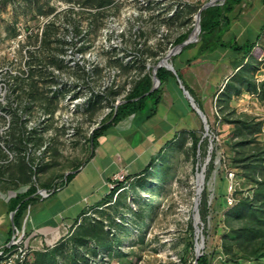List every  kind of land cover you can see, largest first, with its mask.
Instances as JSON below:
<instances>
[{"label":"rangeland","instance_id":"374dc122","mask_svg":"<svg viewBox=\"0 0 264 264\" xmlns=\"http://www.w3.org/2000/svg\"><path fill=\"white\" fill-rule=\"evenodd\" d=\"M74 1L97 5L109 2L108 0L107 2L106 0ZM50 2L52 0H0V36L4 32L10 35L13 32L14 23L20 18L32 20L33 17L31 15L35 11L42 12L45 9L48 11ZM38 6H40L41 11H39ZM219 6L222 5L208 8L211 11ZM238 7H241V10L235 11L238 14L233 17L234 23L232 27L225 30L221 39L222 41L227 40L233 33L236 38L239 37L238 39L242 40L243 34L247 31L242 41L244 43L248 39H254L260 33L253 51L247 57L249 61V78L255 84H260L264 80V0H243ZM177 30H179L178 27L172 28V32ZM252 32H254V38L252 37ZM235 41L237 44L241 42ZM177 45L174 42L171 47L173 48ZM168 47L169 43L159 42L156 44V56H153L156 63L166 54ZM126 49L131 51L135 49V46L132 43L127 44ZM183 49L181 51H184ZM185 52V54L191 56L193 52H196V47L186 49ZM217 52L203 54L200 58L207 56L216 58L217 55L215 53ZM125 53L131 55L127 51ZM218 54L221 55L219 52ZM133 55H125L120 62L112 59V65L109 63L110 57L101 58L99 63L102 70L115 68L106 72L107 79L117 78L119 82H113L111 87H107L109 93L106 104L101 102L100 105V100H98L95 102L94 107H91L90 115L86 114L85 117L83 114L78 115L80 120H77L76 131L74 130L73 135L69 136V132L66 133L67 124L62 117L60 118L56 134L45 140L49 143L48 148L44 154L39 156L43 157V160L40 159L36 170L32 168L31 180L27 184L20 182V175L11 178L7 169L11 164L18 161L24 162L29 166L30 163L33 164L36 161V156L31 155L30 159L27 160L25 155L18 154L14 160L10 161L8 154L0 146V168L2 170L0 172V180L6 181V183L0 182V230L3 231V237L8 235V229L12 227V225L10 226L11 223H9L10 220L8 222V216L9 219L11 216L8 203L11 198L18 193L27 191L31 185L40 187L45 183H52L53 180L58 182L61 178L59 176H62V174L65 180L69 174L68 182L63 187L59 185L52 197L42 202L38 198L39 201L29 204V208L32 205L31 218L33 217L38 222L53 218L60 207L65 211L68 210L69 215L74 220L63 222L66 228L68 226L69 228L76 227L83 221L90 222L89 218L98 219V216L104 213L100 216L104 222L103 232H108L110 241L108 244L100 245L95 249L98 252L97 261L95 262L94 260L95 254L87 251L93 242L82 243L79 247L77 246V254L80 257L84 255L87 264H195V242H199L201 237H203L204 242L201 248L202 252L206 248L209 249L210 245L216 249L220 244L225 243L227 246H231V250L234 251L233 256L243 255V252H246L253 243L264 242V233L260 232L261 228H264V222L260 221L264 214L260 213L258 215L261 223L257 222L258 219L256 217L251 218L248 215L240 219L231 218L232 222L230 225H234L235 228H240L241 223L245 222L242 221L245 218L248 227L253 224L262 226L260 229L255 230L253 234L244 235V233H235L232 229L226 228V226L229 227V223L226 222L228 207L224 206L220 212L217 211L216 201L218 200V194L215 189L217 185L224 183L217 168L222 164L236 173L239 172L238 168H234L231 165V158L226 157L227 149L222 141L223 136L226 138L230 135L232 126L228 124L226 119V122L223 121L221 125L218 123L217 116L228 117L231 115L233 118L243 116L247 119V122L252 120L255 122L261 121L262 131L258 134V137L262 140L264 139V97L256 96V94H251L244 90L238 94H232L227 105H217L218 98L216 99V96L220 95L222 83L225 79L228 77L230 79L235 74V69L231 71L225 69L221 78L216 77L214 79L213 76L211 77L212 83L216 85V88H211L212 91L209 95L212 94V96L210 98L206 96V92H209L210 76H207L205 69L201 68L200 65L189 64L186 70L188 71L186 77L194 89L196 88L195 90L200 95L206 96L203 98L205 110L203 109L202 112L206 116L209 128L208 131H205V120L201 114L194 108L189 110L188 107L181 105L182 97L186 98L189 103L190 100L183 93L181 86L173 82L177 80L180 83L177 71L180 73L190 93L194 95V92L191 90L192 88H189L190 85L187 83L183 71V74L181 73L182 56L173 55L169 63L174 66L175 73L165 67H161L163 69H160V73L165 77V83H162L163 88L158 92L152 93L146 101L144 109L149 111L153 108L155 109V114L147 119L143 114H132L126 120L124 119V122L121 121L114 126L108 127L101 135L97 136L95 141L97 148L94 150V156L88 160L87 157H90L89 155L91 154L88 128L98 125L97 121L103 112L106 111V108L111 107L116 95L121 92L123 88L122 78L125 76L124 73L129 71V68L122 67L121 62L130 61ZM238 59H241V57ZM216 66L217 70H219V65ZM224 66H226V63H224ZM119 69H122L124 73ZM173 74L175 77L172 76ZM96 78L98 79L97 76ZM93 83L92 89L99 90V87H96L98 82L95 81ZM156 95L160 96L156 97ZM171 107L175 108L172 109ZM215 107H218L217 110L221 107L220 111L215 112ZM176 109H179L183 115ZM60 112L62 116V114L66 113V110L63 109ZM178 115L180 117L177 118ZM172 120L175 121L172 131L171 129H165ZM104 123L106 121L102 120L98 126ZM5 125L6 121L2 116L0 117V132L3 131L2 129ZM217 128H220V131ZM13 129L14 133L11 137H8L10 138L9 143H13V147L16 148L19 145L24 150L26 145L23 144L18 135V123L14 124ZM173 131L179 132L181 137L186 136L187 139L183 146H178L181 142V137L179 141L174 139L176 141H173L172 148L169 149L164 142ZM189 131L196 132L199 141L202 139L206 141L207 139L206 143L202 142L200 145L202 150H197L196 147V152L194 150L191 151L189 146L192 145V141ZM215 132L219 138L216 144L214 143L215 139L212 138ZM0 140L3 141V138L0 137ZM4 142L8 145L5 140ZM39 142L40 140L36 143ZM219 142L221 143L220 147ZM161 147L160 153L166 155L156 160ZM216 147V168L212 171L209 164L213 150L215 151ZM123 163L128 164L125 167L123 166L124 172L126 171L127 173L125 188L120 193L113 194L112 201L120 194L114 204L106 206L103 195L105 194L104 196H106L108 194L107 182L110 181L113 171L117 170L119 165ZM74 166L75 168L71 169ZM144 166L147 169H144ZM137 168L139 169L136 170ZM202 168H204V171L203 183L201 184V181L198 182V179H200L198 172ZM138 171H144V173L136 175ZM54 181L53 184H55ZM198 184L201 186L199 193ZM37 189L39 190L40 188ZM204 190L207 197L202 207H206L207 214L204 219L200 216L201 222L199 226L201 233H197L194 229L193 220L194 203L196 199L199 200V210ZM101 198L104 201L96 204L97 200ZM86 203L89 205H86ZM253 204L258 205L259 203L255 201ZM26 210L28 211V206ZM82 210H85L84 214H80ZM79 214L80 217L76 220ZM60 216V214H57L55 217L60 218ZM16 223L20 226V222L16 221ZM192 228L193 235H190L189 231ZM54 230L57 231V229ZM217 230H219V233L216 232ZM59 231L61 234L65 233L63 227H60ZM46 241L51 244L57 243L50 238L49 234H47ZM189 242H193V246L188 245ZM66 243L70 244L68 240ZM205 244L207 247H205ZM219 249L222 250L221 248ZM219 249L213 254L212 264H223L221 261L228 259V255L225 254V256ZM51 250L52 248H48L47 252ZM66 253H73L74 255L76 252L66 248L58 253V257L51 256V253H49L50 255L46 256L45 260L51 263L57 260L59 262L57 264H60L62 262L61 254L66 258L68 255ZM73 257L78 259L75 256ZM80 257L79 259H81ZM229 260L230 262L234 261L233 257ZM245 263L246 261H244Z\"/></svg>","mask_w":264,"mask_h":264},{"label":"built area","instance_id":"2783aa9c","mask_svg":"<svg viewBox=\"0 0 264 264\" xmlns=\"http://www.w3.org/2000/svg\"><path fill=\"white\" fill-rule=\"evenodd\" d=\"M108 3L89 4L74 0H52L48 11L34 12L32 20L20 18L13 25V32L0 36V117L6 121L0 132L1 148L14 160L18 154L31 155L36 161L31 167L36 170L49 143L45 141L56 134L60 118L64 119L69 136L76 131L79 114L90 115L91 107L97 100L106 104L107 87L117 78L107 79L102 70L101 58L121 61L124 56H132L130 61H122V67L129 68L122 78L123 88L116 95L114 103L106 108L97 124L117 111L126 100L135 84L144 77L152 81L156 76V65L168 56L178 54L181 49L200 40L201 12L211 6L223 5L226 0H108ZM41 11L40 6H38ZM200 12V15L198 13ZM179 30L172 32V28ZM181 39L184 43L171 47ZM169 43L168 51L156 63V44ZM134 44V50H125L127 44ZM131 55L126 54L125 52ZM168 59V60H169ZM126 63V64H125ZM125 64V65H124ZM103 67V65H102ZM163 67V66H162ZM159 68V67H158ZM98 77V79L96 78ZM114 77V75H113ZM97 81L99 90L92 89ZM94 85V83H93ZM92 89V91H91ZM66 110L62 114L60 110ZM215 112H218L215 107ZM216 117V116H215ZM221 123L220 115L217 116ZM17 121L18 135L26 145L24 150L9 143ZM99 122V123H98ZM88 128L91 138L99 126ZM220 125V124H219ZM98 126V127H97ZM71 128V129H70ZM68 129H70L68 131ZM208 131V130H207ZM76 133V132H75ZM208 134V133H207ZM216 141L217 135L212 136ZM8 143V145L4 142ZM40 140L39 143H36ZM90 142V139H89ZM12 147V148H11ZM92 151V148L90 152ZM227 178L225 199L232 206L234 192L240 185L236 172L224 166ZM127 173L124 169L115 172L107 182L108 192L114 194L124 187ZM120 190V191H119ZM42 198L47 194L38 190ZM37 232L27 234L23 227L13 241L0 247V264H27L36 250H45L54 244L39 240ZM53 241L57 242V238ZM45 244V246H44Z\"/></svg>","mask_w":264,"mask_h":264},{"label":"trees","instance_id":"16d2710c","mask_svg":"<svg viewBox=\"0 0 264 264\" xmlns=\"http://www.w3.org/2000/svg\"><path fill=\"white\" fill-rule=\"evenodd\" d=\"M243 0H226V2L219 7L213 8L211 11L210 8L204 10L201 12L200 15V41L195 42V43H189L184 46V51H181V54H185L186 49H191L195 48L197 49L196 53H194L187 61L190 63L191 61L201 57L203 54H212L215 52L216 48L221 46H225L226 48H231L234 50V52H241L242 53V58L239 59L238 63L235 65L241 64L240 68L237 69L235 74L225 82V85L220 93V95L216 96L217 99V105L221 106L222 104L227 105L229 103V99L231 98L232 93H240L242 91H247L250 92L251 94H256V96L264 97V80L260 84H255L253 81L250 80L249 78V61L246 59V56L250 54L252 49L255 47L256 42H251V41H246L244 43H241L240 45H235V42H224L220 39L222 32L227 30L228 27H230L231 23L230 20L228 19V15L232 11H234L237 6H239L242 3ZM241 10V7H239V11ZM205 13V14H204ZM204 14V15H203ZM207 16V17H206ZM206 17V18H205ZM205 18V19H204ZM181 39L177 41L176 44H180ZM229 46V47H227ZM246 48V49H245ZM245 50V51H244ZM180 53L178 55H180ZM177 56V55H176ZM210 58L211 56H207ZM237 57V56H235ZM252 60V59H251ZM250 60V62H251ZM173 66V65H172ZM174 67V66H173ZM160 69L163 68H158L156 72V78L158 81V87L155 88L154 90L150 91L151 87V80L148 77H144L143 79L139 80L133 90L130 92L124 103L120 104L118 106L117 111L113 114H110L106 118V123L101 124L98 128H96L93 131V134L90 138V143L91 147L94 149L95 141L97 136L101 135L108 127L114 126L115 124H118L122 120H124L126 117L135 114H143L145 118H150L155 114V109H150L147 111L145 108L146 101L149 98V96L152 95L154 92H158L163 88V82L165 81V77L160 73ZM178 77L181 78L180 73L177 71ZM173 77L174 74L172 75ZM149 79V80H148ZM177 82V80H174ZM253 82V83H252ZM165 83V82H164ZM187 88V87H186ZM188 89V88H187ZM189 90V89H188ZM190 91V90H189ZM160 96V95H156ZM194 97V95H193ZM195 102L198 104V107L203 110L204 107L197 98H195ZM98 101V100H97ZM158 101V100H157ZM182 101L184 104L191 110V106L189 105V102L186 100V98L183 97ZM94 107V105H93ZM172 109L175 107H171ZM218 108V107H217ZM221 108V107H220ZM219 108V109H220ZM218 109V110H219ZM178 112L181 113L179 109H176ZM205 110V109H204ZM144 111H146L144 113ZM220 111V110H219ZM181 115H183L181 113ZM246 115V114H245ZM221 116V115H220ZM180 117V115L177 116V118ZM221 125L223 124V121L225 119L228 121V124L232 126L230 135H228L226 138L223 136L222 141L226 145L227 149V154L226 157H230L232 162L231 165L234 168H238V171L236 174L239 178H241L240 185L235 189L234 196H235V203L234 205L230 206L227 204V201L225 199V194H226V186H227V178H226V173L224 170V166L221 164L217 169H219V173L221 180L224 183H221L220 185L216 186L215 192L218 194V200L216 201L217 208L220 212V210L225 206L228 207L227 210V216H226V222L229 223V227L226 226L228 229H232L235 233H244V235L248 234H253L255 230L260 229V225H250L249 227L246 225L247 220L246 218L243 219L242 221H245L241 223L240 228H235L234 225H230L231 218H243L244 216L248 215L251 216V218L256 217L257 219L259 218L258 215L260 213L264 214V139H260L258 137V134L261 132V121L255 122L254 120L247 122V119L243 116H240L238 118H233L230 116H221L220 117ZM17 121L15 120V123ZM226 122V121H225ZM175 121L172 120L169 122V124L165 127V129H173ZM220 131V128H217ZM217 132V130H216ZM215 132L214 135H217ZM232 133V134H231ZM190 138L192 141V145L189 146L191 147V151L194 150L196 152V147L197 150H202L200 148V145L202 142H207V139H202L199 141V137L196 135V132L194 131H189ZM234 136V138H233ZM181 134L179 132L173 131L170 134V137L167 138L164 142L166 144V147L169 149L172 148L173 141H176L180 139ZM205 137V136H204ZM156 138V137H155ZM176 139V140H174ZM187 137H181V142L178 144V146H183L185 144ZM235 139V140H233ZM154 140V138H153ZM177 141V142H178ZM199 142V145H198ZM214 143L216 144V140H214ZM220 143V142H219ZM221 146V143L219 147ZM218 147V146H217ZM217 147L215 151L213 150L212 156H211V162L209 164V167L212 168V171L216 168L215 165V155L217 151ZM218 147V148H219ZM17 149L22 150L23 148L21 146H17ZM162 147L160 148L158 152V156L156 157V160L159 158L165 157L166 154H161ZM94 152H91L90 157L92 156ZM23 167L22 169V175L26 171V178L28 182L31 180V174H32V167L31 165L27 166L26 163L20 162ZM232 167V168H233ZM9 168V167H8ZM144 169H147V167ZM0 168V172H1ZM144 171L136 172V175H142ZM70 175L68 174L66 176V181L69 180ZM2 179V177H1ZM21 179V178H20ZM24 182V178L21 179ZM119 187H124L125 188V183H120ZM124 188L121 190L123 191ZM37 187L36 186H30L27 191L24 193H18L16 194L13 198L10 199V202L8 203L9 209L10 210H15L16 209V217L14 218L15 223L16 221L20 222V216L21 214L26 210L27 206L29 205L30 201L33 199V196L36 194ZM116 189L110 190L108 194H106L105 197V203L106 206L110 204H114L118 196L117 195L115 200L112 201L113 194L115 193ZM120 191V192H121ZM119 192V193H120ZM201 207H199V215L201 216L202 219L206 218L207 210L206 207L203 208L202 204H205V200L207 197V194L205 193V190L202 193L201 196ZM258 202L259 204L255 205L253 204L254 202ZM108 202H110L108 204ZM112 202V203H111ZM81 213H85L84 210ZM104 213H101V215ZM100 215V216H101ZM98 216V219L94 218H89V221H93L91 223L87 221H83L80 223L70 239L68 240L70 244L62 243L58 248H52L50 252H46L44 254H40L36 257V262H41L42 264H57L59 263L57 260L54 261L53 263L46 261L45 257L49 256L51 253V256L58 257V251L59 253L64 249L68 248L69 250H75V254L73 253H66L68 254L67 257L65 258L63 254H61L62 257V262L60 264H80L79 261L84 260L85 261V256L82 255L81 257L77 254V246L79 247L82 243H87V242H93L90 248H88L87 251H89L91 254H95V262L97 261L98 257V252H96V248L100 245L108 244L109 243V234L106 231L105 233L103 232L104 229V222L103 218ZM261 222H264V216L260 218ZM258 219V223H261ZM190 227H192L190 225ZM260 232L264 233V228H261ZM216 232L219 233V230ZM190 235H193V228L192 230L189 231ZM253 236V235H250ZM188 245L193 246V242H189ZM205 247L206 244H205ZM221 248L222 250H220ZM220 250L224 255H228V259H224L221 262L223 264H244V261H246L245 264H259V263H264V242H257L253 243L251 247L246 251L243 252V255L241 256H233L232 254L234 251L231 250V246H227V244L223 243L220 244L219 247L215 249L212 245L209 246V249H205L202 252V255L197 259V264H212V257L213 254L216 253V250ZM225 255V256H226ZM73 256H75L78 259H75ZM81 259H79V257ZM233 257V262H230L229 259H232ZM226 258V257H225ZM27 264H33L32 263H27Z\"/></svg>","mask_w":264,"mask_h":264},{"label":"crops","instance_id":"0c3cea01","mask_svg":"<svg viewBox=\"0 0 264 264\" xmlns=\"http://www.w3.org/2000/svg\"><path fill=\"white\" fill-rule=\"evenodd\" d=\"M106 2H107V0H106ZM103 4V3H102ZM207 9V8H206ZM239 11V7L238 8H236L234 11H232L231 13H230V15H228L227 17H228V19L230 20V23H231V25H230V27H228V29H230L231 27H232V24L234 23L233 22V17H234V15L236 14H238L237 12H235V11ZM261 31V30H260ZM224 32L225 31H223L222 32V34H224ZM246 33H247V31H245V34H243V38H242V40H239L238 38H236V36H235V34H233L232 33V35H230V37L227 39V40H223L224 42H235V45H240L241 43H242V41L244 40V37L246 36ZM253 34H254V32H252V37L254 38V36H253ZM222 36V35H221ZM260 37V33H259V35L258 36H256L254 39H248L249 41H251V42H256V40L258 39ZM248 38H249V36H248ZM220 39H221V37H220ZM222 40V39H221ZM235 40H237V41H241L240 42V44H237V42L235 41ZM247 40V41H248ZM200 41V40H199ZM227 47H229V46H227ZM254 49V48H253ZM253 49H252V51H253ZM196 51H197V49H196ZM219 53H221V55L220 54H218V52ZM251 51V52H252ZM181 52V51H180ZM179 52V53H180ZM215 52H217V53H215V55H217L216 56V58H213V57H210V58H208V57H202V58H197V59H195V60H193V61H191L190 63H188V59L194 54V52H193V54L191 55V56H189L188 54H181L180 53V56H182V58H183V62H182V64H181V67H182V69H181V73H182V71H183V73L185 74V79H186V81H187V83L190 85V87L189 88H192L191 90H193V92H194V97L195 98H197L199 101H201V103H202V105H203V98L204 97H208V98H210L211 96H212V94L211 95H209L210 93H211V91H212V87L213 88H216V85H214L213 83H212V79H211V77L213 76L214 77V79L216 78V77H220L221 78V75L224 73V71H225V69H228V70H236L237 71V69H239L241 66V64H239V65H237V66H235L237 63H238V61H239V57H241L242 58V53L241 52H239V53H237V52H234V50H232L231 48H226L225 46H221V45H219V47H217L216 48V50H215ZM251 52H250V54H251ZM178 53V54H179ZM186 53V52H185ZM196 53V52H195ZM178 54H176V55H178ZM249 54V55H250ZM176 55H174V56H176ZM249 55H247L246 56V59L244 60V61H246L248 58L247 57H249ZM202 56V55H201ZM235 56H237V57H235ZM173 57V56H172ZM171 57V58H172ZM180 58V57H179ZM170 60V59H169ZM181 60V59H180ZM223 65H222V64ZM224 63H226V66H224ZM189 64H195V65H197V66H201V68L203 67L204 69H205V72H206V74H207V76H210V83H209V86H208V90H209V92H206V96L205 95H203V94H199L198 93V91H196L195 89H194V87L191 85V83H190V81H189V79L186 77V74L188 73V71H186L187 70V68H188V66H189ZM216 65H219V67H218V69L219 70H217V66ZM221 65V66H220ZM216 66V67H215ZM216 69V70H215ZM215 70V71H214ZM182 73V74H183ZM203 78V77H202ZM231 78V77H230ZM150 79V78H149ZM148 79V80H149ZM218 79V78H217ZM151 80V79H150ZM229 80V77L227 78V79H225L224 81L226 82V81H228ZM223 81V83H222V89H223V87H224V85H225V82ZM176 85H183V87H184V89H186L188 92H189V94H190V96L193 98V101H194V103L197 105V107H198V104L195 102V99H194V97H193V95L190 93V91L186 88V85H185V83L183 82V80H182V78H179V82L180 83H178V82H175V81H173ZM172 86H174V85H172ZM151 87H152V80H151ZM151 87H150V89H151ZM182 89V88H181ZM215 90V89H214ZM222 91V90H221ZM221 91H220V93H221ZM232 94H236V93H232ZM232 94H230L231 96H232ZM215 97V96H214ZM182 99H183V97H182ZM231 99V98H230ZM230 99H229V101H230ZM187 100V99H186ZM188 101V100H187ZM183 104V106L184 107H187L185 104H184V102L182 101V103H181V105ZM189 105L191 106V104L189 103ZM203 107H204V105H203ZM191 109H193L192 108V106L190 107ZM204 109H205V107H204ZM138 115H141V114H138ZM129 117V116H128ZM127 118V117H126ZM126 118H125V120H126ZM123 122H124V120H122ZM125 128V127H124ZM90 148H92L91 146H90ZM97 147L95 146L94 147V149L92 148V151L94 152V150L96 149ZM91 151V152H92ZM90 152V153H91ZM91 155V154H90ZM89 155V156H90ZM94 156V153L92 154V156L91 157H87L88 158V160H89V158H92ZM126 165H128L127 163H123V164H120L119 165V167H118V169L117 170H115V171H113V173L111 174V176L115 173V172H117L118 170H120V169H123V166L125 167ZM21 167H23L22 165H21V163H20V161H18V162H16V163H14V164H11L10 166H9V168L7 169V172H8V174H9V172H10V175L9 176H11V178H14V176H19L20 175V178L22 179V178H24V182L19 178V180H20V182L21 183H24V184H27V180H25V178H26V171L24 172V174L22 175V168ZM75 168V166L74 167H72L71 169H74ZM140 168V167H139ZM139 168H137L136 170H138ZM139 172V171H138ZM65 173H67V172H65ZM12 174V175H11ZM62 176H63V174H62ZM62 176H59V178H60V180L57 182V181H54V183L55 184H53V181H52V183L51 182H48V183H45V184H43L42 186H38L37 188H40V189H42L44 192H46V194H47V196L46 197H44V198H42V196L40 195V193H38V189H37V191H36V194L33 196V199L30 201V203L29 204H31V203H34V201H39V199L41 200V202L43 201V200H46V199H48L49 197H52V195L53 194H55V192L57 191V189H58V186L59 185H61L60 187H63V185H65L67 182H68V180L66 181V179L64 180V178L62 177ZM0 182L1 183H6V181H4V180H0ZM24 193V192H23ZM105 195V194H104ZM103 195V196H104ZM39 198V199H38ZM98 201V202H97ZM97 201H95V202H97L96 204H98L99 202H101V201H104L103 200V198H101V199H99V200H97ZM95 202H93V203H95ZM93 203H91V204H93ZM90 204V205H91ZM95 204V205H96ZM86 205H89V204H87L86 203ZM92 206V205H91ZM31 207H32V205H31ZM31 207L29 208V205H28V211L26 210L25 211V213L23 212L22 214H21V216H20V226L17 224V223H15V220H14V218L16 217V209L15 210H10L9 208V213L11 214V216H10V219H9V216H8V222H9V220H10V222L9 223H11L10 224V226L12 225V227L10 228V229H8V235H6V237H3V231H1L0 230V247L1 246H3V245H5V244H8L9 242H11V241H13V239L17 236V233H18V231H20L23 227L25 228V230H26V233L27 234H30V235H33V233L34 232H37V234H36V236H37V238L35 239V240H33L32 242L33 243H39V240H41L43 243L44 242H46L45 241V238H43V237H45V235H47V234H49V236H50V238H52V239H54V238H57V243L58 242H60L58 245H56L57 243H55L54 245H53V247L55 246V247H57L58 248V250L60 249L59 247V245L60 244H62V243H65L67 240H69L70 239V237L72 236V234L74 233V231H75V229H76V227H72V228H69V226H68V228H66L65 227V224L63 223V222H66V221H70V220H74V218H71V216L69 215V212H68V210H64V209H61V207H60V209H58V211H57V213L54 215V217L53 218H51V219H45V220H41V221H35V219L32 217L31 218ZM84 209V208H83ZM37 211V210H36ZM83 211V210H82ZM81 211V212H82ZM85 211V210H84ZM57 214H60L61 216H60V218H58V217H55ZM80 214H82V213H80ZM80 214L77 216V218H76V220L80 217ZM28 221H29V225H28ZM28 226V227H27ZM60 227H63V229H65V233L64 234H61V232L59 231V228ZM54 229H57V231L56 230H54ZM44 246H45V244H44ZM53 247H49V246H47L46 247V249L45 250H36V251H34V253H33V257H32V259L30 260V263H32L33 262V264H42V261L39 263V262H37V263H35L36 262V257L38 256V255H40V254H44V253H46L47 252V249L48 248H53ZM58 253H59V251H58ZM56 257H57V254H56ZM79 263L80 264H87V262L86 261H84V260H81V261H79Z\"/></svg>","mask_w":264,"mask_h":264},{"label":"water","instance_id":"95a60500","mask_svg":"<svg viewBox=\"0 0 264 264\" xmlns=\"http://www.w3.org/2000/svg\"><path fill=\"white\" fill-rule=\"evenodd\" d=\"M198 15H200V12L198 13ZM198 25H199V29H200V24H198ZM183 45H184V43H181L180 47H182ZM168 59H169L168 56H166L162 60V62L159 61V63L156 65L155 70L157 71L158 67H162L163 66V67L167 68L168 70L172 71L173 73H175V69L172 66V64L169 63ZM180 86H181L182 91L185 94V96L190 100V104H191L192 108H194L204 118V120H205L204 130L207 131L209 125L207 124L206 116L203 114L202 110L199 107H196V104L194 103L193 98L190 96L189 92L186 89H184L183 85H180ZM157 87H158V81H157V78L155 76V78L152 81V87H151L150 91L154 90ZM203 171H204V168H202L201 171H200L202 173L201 184L203 183ZM200 190H201V186H200ZM198 193H199V190H198ZM198 202H199V200L196 199L195 203H194V210H193L194 211V216H193L194 229H195V232H197V233H199L201 231V228L199 226L201 221H200V215H199V210H198ZM203 243H204L203 242V237L200 238L199 242H195V261H194L195 264H197V259L202 254L201 248L203 247Z\"/></svg>","mask_w":264,"mask_h":264},{"label":"bare ground","instance_id":"6f19581e","mask_svg":"<svg viewBox=\"0 0 264 264\" xmlns=\"http://www.w3.org/2000/svg\"><path fill=\"white\" fill-rule=\"evenodd\" d=\"M169 103H170V102H169ZM143 129H144V128H143ZM198 177L200 178V179H198V182H199V181H202V180H201V178H202V173H201V172H198ZM197 188H198V190H199V192H200L201 190H200V186H199V184H198Z\"/></svg>","mask_w":264,"mask_h":264},{"label":"clouds","instance_id":"9594fccd","mask_svg":"<svg viewBox=\"0 0 264 264\" xmlns=\"http://www.w3.org/2000/svg\"><path fill=\"white\" fill-rule=\"evenodd\" d=\"M182 49H183V48H182ZM182 49H181V50H182ZM168 61H169V60H168ZM159 68H160V67H159ZM157 69H158V68H157ZM156 72H157V71H156ZM208 125H209V124H208ZM208 128H209V127H208ZM261 131H262V130H261ZM240 180H241V179H240ZM227 185H228V184H227ZM226 189H227V186H226Z\"/></svg>","mask_w":264,"mask_h":264}]
</instances>
